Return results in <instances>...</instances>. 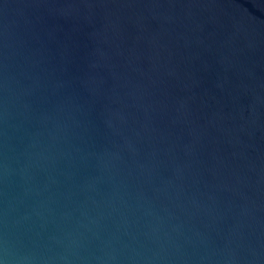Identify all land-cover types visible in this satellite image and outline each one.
<instances>
[{
    "label": "water",
    "instance_id": "95a60500",
    "mask_svg": "<svg viewBox=\"0 0 264 264\" xmlns=\"http://www.w3.org/2000/svg\"><path fill=\"white\" fill-rule=\"evenodd\" d=\"M0 264H264V0H0Z\"/></svg>",
    "mask_w": 264,
    "mask_h": 264
}]
</instances>
